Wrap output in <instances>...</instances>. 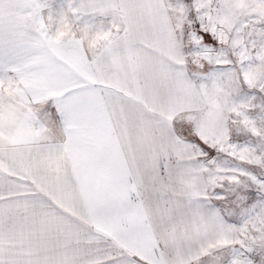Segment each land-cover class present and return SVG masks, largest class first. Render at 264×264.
I'll list each match as a JSON object with an SVG mask.
<instances>
[{
	"label": "snow or ice",
	"instance_id": "obj_1",
	"mask_svg": "<svg viewBox=\"0 0 264 264\" xmlns=\"http://www.w3.org/2000/svg\"><path fill=\"white\" fill-rule=\"evenodd\" d=\"M0 264H264V0H0Z\"/></svg>",
	"mask_w": 264,
	"mask_h": 264
}]
</instances>
